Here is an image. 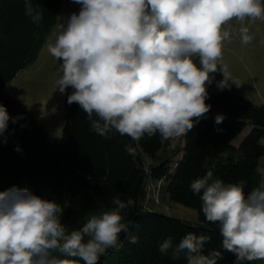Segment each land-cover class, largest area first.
<instances>
[{"label": "clouds", "instance_id": "clouds-1", "mask_svg": "<svg viewBox=\"0 0 264 264\" xmlns=\"http://www.w3.org/2000/svg\"><path fill=\"white\" fill-rule=\"evenodd\" d=\"M72 2L79 11L59 26L54 43L47 47L53 58L62 61L58 90L65 94L72 89L68 105L75 103L86 113L95 133L109 138L115 131L133 142L145 135L185 137L211 109L205 103L206 85L214 80L211 74H222L216 81L218 90L239 88V80L221 63L223 42L231 35L224 26L239 21L241 42L249 44L252 36L244 22L264 20L262 0ZM24 3L25 15L38 21L32 0ZM224 118L217 114L215 123ZM18 119L0 104V144L15 132L9 131V122L16 124ZM125 150L135 151L131 145ZM14 151L20 152V146ZM244 187V181L225 184L213 179L211 171L190 184L194 194L202 193L206 221L219 223L222 248L235 255L234 264L264 260V189L245 194ZM112 203L115 211L92 215L79 230L68 233L60 204L27 188L0 191V264H70L54 252L98 264L108 249L122 246L120 234L129 227L120 213L127 215L133 202L114 197ZM209 240L188 233L175 247L170 238L165 239L158 251L168 254L171 249L173 259L183 253L187 264H217L219 251L203 254ZM129 242L136 243L137 238Z\"/></svg>", "mask_w": 264, "mask_h": 264}, {"label": "trees", "instance_id": "trees-1", "mask_svg": "<svg viewBox=\"0 0 264 264\" xmlns=\"http://www.w3.org/2000/svg\"><path fill=\"white\" fill-rule=\"evenodd\" d=\"M62 2L32 0L34 15L39 13L40 16L33 22L25 15L24 0H0V104L6 107L10 117H21L16 124L9 122V131L15 129V132L8 135L6 144H0V191L12 186L27 188L42 199L60 204L64 207L61 222L68 233L79 230L92 215L115 211L114 197L125 203L131 200L127 215L120 213L122 222L129 225L127 231L120 234L122 246L108 249L98 264H187L183 253L179 259H173L171 249L168 254H162L158 248L169 238L175 247L188 233L210 237L203 254L219 251L221 258L217 264H234L235 255L222 248L219 223L206 221L201 211L202 193L194 194L190 184L211 171L213 179L225 184L244 181L245 194L260 188L264 102H255L239 94L234 87L218 90L216 81L223 78L222 74H211L214 80L206 85L209 95L205 100L211 109L183 137L182 153L173 165L164 156L147 168L144 166L143 155L156 157L161 148L159 134L145 135L139 142H133L115 131L109 138L95 133L86 113L75 103L68 105L71 88L65 93L64 124L57 137L11 94L7 84L18 70L38 57L57 22ZM196 62L198 64V59ZM215 109L225 117L220 124L215 123ZM246 125H249L247 133L239 145H235L233 140ZM16 145L20 146V152L14 151ZM125 145H131L134 154H129ZM149 178L166 180L169 197L194 208L198 221H187L145 207L144 185ZM132 237L137 238L136 243L129 242ZM53 255L69 260L70 264H84L79 258L63 257L59 252Z\"/></svg>", "mask_w": 264, "mask_h": 264}, {"label": "rangeland", "instance_id": "rangeland-1", "mask_svg": "<svg viewBox=\"0 0 264 264\" xmlns=\"http://www.w3.org/2000/svg\"><path fill=\"white\" fill-rule=\"evenodd\" d=\"M79 5L72 0H63L57 23L49 33L46 42L40 49L38 57L18 70L15 76L7 84V88L19 98L31 111L38 122L42 123L47 131L59 137L64 124V97L58 90L57 80L62 75L59 60L53 58L47 50L49 43H54L59 26L66 23L67 17L72 12H78ZM245 26L249 27L252 41L243 44L239 35L240 22L233 19L224 27L230 30V40L223 42V61L228 65L232 77L239 80V88L233 86L236 91L258 103L264 102V20H246ZM220 109V107H219ZM215 109L216 114H221ZM249 125H246L233 143L239 145L242 137L247 133ZM161 148L156 157L143 155L144 166L155 159L166 156L170 165L180 157L184 139H163ZM262 173L260 188L264 189V156L259 161ZM167 181L163 178H149L145 181V195L143 205L154 208L167 214L178 216L187 221H198V215L194 208L172 200L166 190ZM248 264H264V260H254Z\"/></svg>", "mask_w": 264, "mask_h": 264}]
</instances>
